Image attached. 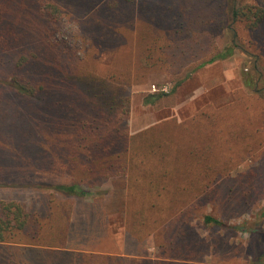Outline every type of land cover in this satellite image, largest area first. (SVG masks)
I'll list each match as a JSON object with an SVG mask.
<instances>
[{
    "label": "rangeland",
    "instance_id": "obj_1",
    "mask_svg": "<svg viewBox=\"0 0 264 264\" xmlns=\"http://www.w3.org/2000/svg\"><path fill=\"white\" fill-rule=\"evenodd\" d=\"M47 1L65 12L50 37L52 45L71 51L68 58L74 64L107 83H119L122 75L129 77L130 85L121 91L129 99V135L169 125L173 135L185 136L188 143L211 147L213 160L222 166L220 177L214 180L220 194L205 211L229 228L206 226L202 218L194 219L190 232L195 239L186 245H167L162 229L156 238L141 241L134 237L125 224L126 195L129 185H141L143 180L129 164L125 176L94 180L88 184L94 187H85V197L75 199L64 248L0 244V261L70 264L93 255L160 264H254L255 237L264 230V28L246 32L239 27L234 35L221 27L193 26L164 53L170 55L167 66L142 70L137 61L144 46L138 42V31L155 17L160 36L169 34L183 17L190 20L191 13L182 11L185 0H117L119 15L129 11L135 19L142 17L135 26L129 24L126 36L103 32L110 15L106 16L107 0ZM226 48L233 50L227 59L192 70ZM178 79L183 82L167 105L143 103L149 94L169 93ZM8 96L12 97L9 92ZM17 124L15 129H5L0 123V202L14 201L35 209L49 194H56L55 186L71 185L74 178L46 168L45 156L39 155L42 138L36 132L30 138L24 136L20 127L29 123ZM187 127L190 132H179Z\"/></svg>",
    "mask_w": 264,
    "mask_h": 264
},
{
    "label": "trees",
    "instance_id": "obj_2",
    "mask_svg": "<svg viewBox=\"0 0 264 264\" xmlns=\"http://www.w3.org/2000/svg\"><path fill=\"white\" fill-rule=\"evenodd\" d=\"M104 4L106 16L110 15L103 32L126 36L129 24L135 26L142 19L129 11L119 15L117 0ZM182 11L191 13L190 20L183 17L169 34L160 36L155 17L150 27L138 31V42L144 46L137 61L140 69L167 66L170 55L164 53L193 26L221 27L234 35L239 27L246 32L264 28V0H185ZM63 16L65 12L47 0H0V123L5 129L17 128V122L29 123L21 125L19 132L28 138L36 132L42 138L39 155L45 156L46 168L74 178L71 185L55 186L56 194H49L35 209L14 201L0 202V244L64 248L75 199L84 198L85 187H94L88 185L94 180L125 176L129 164L143 180L141 185H129L126 195L125 224L134 237L141 241L156 238L162 229L167 245H186L195 239L190 232L194 219L202 218L206 226L229 228L205 211L220 194L214 180L220 177L222 166L213 160L211 147L188 143L185 136L173 135L169 125L129 135V99L121 95L123 86L131 83L129 77L122 75L119 83H107L74 64L68 58L71 51L52 45L50 37ZM163 41L165 45H155ZM232 51H216L192 70L225 60ZM182 82L178 79L169 93L147 95L143 103L167 105ZM179 132H190V128ZM231 135L236 134L231 131ZM26 147L27 142L22 143L24 153ZM255 239L253 262L264 264V230ZM104 259L85 255L70 264H160L123 257Z\"/></svg>",
    "mask_w": 264,
    "mask_h": 264
}]
</instances>
